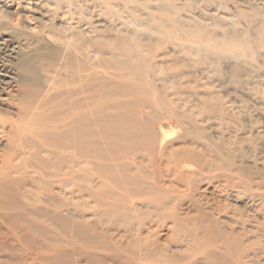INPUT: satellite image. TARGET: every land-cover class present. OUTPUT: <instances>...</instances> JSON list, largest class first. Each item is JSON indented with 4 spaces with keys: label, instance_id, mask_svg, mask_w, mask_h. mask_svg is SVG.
<instances>
[{
    "label": "bare ground",
    "instance_id": "obj_1",
    "mask_svg": "<svg viewBox=\"0 0 264 264\" xmlns=\"http://www.w3.org/2000/svg\"><path fill=\"white\" fill-rule=\"evenodd\" d=\"M111 1L0 0V264H264V157L201 71L152 45L176 35L218 70L213 47L241 59L253 35Z\"/></svg>",
    "mask_w": 264,
    "mask_h": 264
},
{
    "label": "rangeland",
    "instance_id": "obj_2",
    "mask_svg": "<svg viewBox=\"0 0 264 264\" xmlns=\"http://www.w3.org/2000/svg\"><path fill=\"white\" fill-rule=\"evenodd\" d=\"M111 3L112 7L121 12L127 20L130 19V10H135L141 21L145 19L149 11L168 20L171 15L169 12L165 13L162 6H166L167 3L168 5L176 4L181 21L186 23L189 19V22L204 24L210 30L215 31L218 37L225 36L231 27L235 28L236 32L253 35L252 45L255 48L252 51L254 54L244 55L242 57L244 59L236 58L238 54L244 52L240 48H235L229 55L224 48H210L216 52V55H222L220 65L217 66L218 70H215L213 65H203L200 54L190 53L192 42L178 40L176 35L162 37L160 34H155L152 45L158 49V55L174 49V51H180L178 52L180 54L177 53L179 57L181 56L188 63H193L194 65L187 66V70L201 71L197 79L201 84L209 85L210 96L214 100L231 107L233 116L239 121L246 137L253 141V144L250 142L243 144L245 155L251 160L264 157V146L262 145L264 144V48L258 47L259 41H256V36L259 35L257 24L264 20V0H166L164 2L159 0H112ZM138 28L140 31L145 30L143 25H139ZM4 37V44L8 49L17 42L10 32H7ZM12 60L16 62L17 58ZM236 64L241 67V71H235ZM3 110H6L5 107ZM162 119L160 129L167 131L169 129L168 120L164 117ZM181 133L182 131H178L172 136ZM4 148L5 146L0 145V151H4Z\"/></svg>",
    "mask_w": 264,
    "mask_h": 264
}]
</instances>
